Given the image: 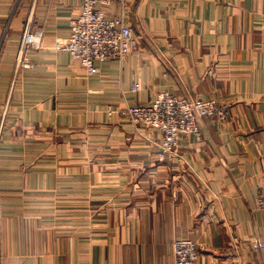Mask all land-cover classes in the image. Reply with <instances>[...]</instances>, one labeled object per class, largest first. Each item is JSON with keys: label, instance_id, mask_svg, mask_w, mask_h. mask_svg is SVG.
<instances>
[{"label": "crops", "instance_id": "0c3cea01", "mask_svg": "<svg viewBox=\"0 0 264 264\" xmlns=\"http://www.w3.org/2000/svg\"><path fill=\"white\" fill-rule=\"evenodd\" d=\"M81 4L0 0V264H171L180 239L198 264H264V0H128L137 49L93 75L54 50ZM28 21L42 46L12 87ZM161 90L230 114L160 160L157 131L109 111Z\"/></svg>", "mask_w": 264, "mask_h": 264}, {"label": "built area", "instance_id": "2783aa9c", "mask_svg": "<svg viewBox=\"0 0 264 264\" xmlns=\"http://www.w3.org/2000/svg\"><path fill=\"white\" fill-rule=\"evenodd\" d=\"M128 0H82L78 16L70 21V34L65 42H57L54 50L69 54L74 62L88 75L98 72L97 62L109 60L123 61L136 51L139 37L133 32L127 20ZM118 5L119 15H111L109 8ZM28 21L24 27L14 64L11 86L18 82L23 69H31L33 64L27 58L28 49L42 46L41 31H32ZM141 85L132 84L131 91L138 92ZM129 119L135 128H147L160 134L159 139L149 140L155 147L157 157L162 160L167 155L179 156L180 140L193 136L201 140L199 121L207 118L226 122L229 106L216 100L201 101L172 95L167 90L159 91L155 98L143 105H129L118 112ZM257 207L264 213V195L256 199ZM255 252H264V240L252 244ZM199 253L196 243L188 239L176 240L173 244L171 264H198Z\"/></svg>", "mask_w": 264, "mask_h": 264}, {"label": "rangeland", "instance_id": "374dc122", "mask_svg": "<svg viewBox=\"0 0 264 264\" xmlns=\"http://www.w3.org/2000/svg\"><path fill=\"white\" fill-rule=\"evenodd\" d=\"M184 98L194 99V98H191L190 96H187V97H184ZM216 101H217V100H216ZM218 102H219V101H218ZM220 103H222V104H227V105L229 106L228 103H224V102H221V101H220ZM229 114H230V106H229Z\"/></svg>", "mask_w": 264, "mask_h": 264}]
</instances>
